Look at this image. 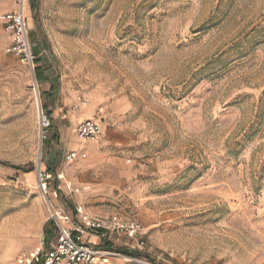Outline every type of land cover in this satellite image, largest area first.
<instances>
[{"label":"rangeland","instance_id":"374dc122","mask_svg":"<svg viewBox=\"0 0 264 264\" xmlns=\"http://www.w3.org/2000/svg\"><path fill=\"white\" fill-rule=\"evenodd\" d=\"M21 7L0 0V264L75 207L140 224L106 232L134 254L112 264H264V0H26L44 84L14 50Z\"/></svg>","mask_w":264,"mask_h":264},{"label":"built area","instance_id":"2783aa9c","mask_svg":"<svg viewBox=\"0 0 264 264\" xmlns=\"http://www.w3.org/2000/svg\"><path fill=\"white\" fill-rule=\"evenodd\" d=\"M26 1V0H24ZM10 30L14 34V50L18 54H26L27 59L34 63L31 53L27 16L21 9L18 13L8 16ZM99 113H101L99 111ZM43 129L50 127V121L42 112ZM78 137L82 141L97 142L101 136V128L95 120H86L79 124L77 128ZM43 138H46L43 131ZM87 154L82 152H72L70 159L86 158ZM51 175L40 173L41 186L45 193L48 189V180ZM79 219H73L63 211L53 208L50 211L51 220L58 225V236L56 242L47 248L43 238L38 248L32 252H22L20 262L22 264H112L115 253L103 250L88 244L85 235L97 234L107 235V231L115 233H125L130 239H135L141 232L140 224L134 221H122L116 216L106 220L91 218L82 208L76 209ZM73 224L72 228L66 225Z\"/></svg>","mask_w":264,"mask_h":264},{"label":"trees","instance_id":"16d2710c","mask_svg":"<svg viewBox=\"0 0 264 264\" xmlns=\"http://www.w3.org/2000/svg\"><path fill=\"white\" fill-rule=\"evenodd\" d=\"M34 67H35V73H36V77H37L38 82L40 84L47 83V77L45 76L46 69H45V66H44L42 60L38 59L36 57L35 62H34ZM53 91H54V87L50 86L47 92L42 93V97L46 98V99H50ZM32 170L33 169H31L30 171H32ZM44 234L46 237V243L49 245L51 240H52V235H51V232H50V229L48 228V226L45 229ZM103 248H105L106 250H108L110 252L116 253V254H121L124 256H134V254H132V252H130L129 249L117 248L112 243H110L108 241L105 242ZM150 262L152 264H155V262H153V261H150Z\"/></svg>","mask_w":264,"mask_h":264},{"label":"crops","instance_id":"0c3cea01","mask_svg":"<svg viewBox=\"0 0 264 264\" xmlns=\"http://www.w3.org/2000/svg\"><path fill=\"white\" fill-rule=\"evenodd\" d=\"M86 120H94V119H83L81 122H79L80 124L82 123V122H84V121H86ZM71 199H73V198H71ZM83 202V201H82ZM82 202H80V201H77V200H71V202L70 201H68V203H66V204H79V203H82ZM55 203L56 204H59V202L57 201V199L55 200ZM77 208H81V207H77ZM76 207L74 208V212L73 213H71V212H68V211H63L65 214H67V215H69L70 217H72V218H74L75 219V217H76V219H79V215L77 214V212L75 211V209H77ZM83 210V209H82ZM67 227H69V228H72L73 226H71V224H68V225H66ZM44 237V236H43ZM85 241L88 243V244H90V245H93V246H95V247H98V248H101V247H103L104 246V244H105V242H110V243H112L114 246H115V244H114V242L112 241V237H108L107 235H103V234H101V235H96V234H87V235H85ZM55 243V241L54 242H50V244L48 245V244H46V246H47V248H50L51 246H52V244H54ZM128 247H130L129 245H127ZM39 247V246H38ZM116 247V246H115ZM36 249V248H35ZM34 249V250H35ZM126 249V248H125ZM128 249V248H127ZM34 250H32V251H34ZM32 251H30V252H32Z\"/></svg>","mask_w":264,"mask_h":264},{"label":"bare ground","instance_id":"6f19581e","mask_svg":"<svg viewBox=\"0 0 264 264\" xmlns=\"http://www.w3.org/2000/svg\"><path fill=\"white\" fill-rule=\"evenodd\" d=\"M21 9L23 10L24 14L26 15V1H24V0H22V7H21ZM97 122L100 124L99 121H97ZM43 124H44V122H43V119H42V125Z\"/></svg>","mask_w":264,"mask_h":264}]
</instances>
